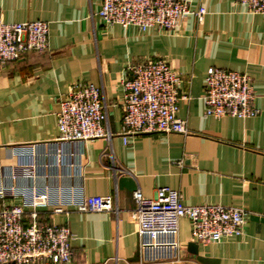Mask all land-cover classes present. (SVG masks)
I'll return each mask as SVG.
<instances>
[{
    "label": "crops",
    "instance_id": "crops-1",
    "mask_svg": "<svg viewBox=\"0 0 264 264\" xmlns=\"http://www.w3.org/2000/svg\"><path fill=\"white\" fill-rule=\"evenodd\" d=\"M203 6L201 22L189 17L175 31L106 27L97 16L101 0H0L5 23L41 21L49 48L29 52L0 69V159L7 148L54 140L57 113L72 83L93 84L106 106V138L84 145L80 185L84 196H111L113 211L41 216L74 235L71 264H141L133 193L153 198L159 188L180 193L186 206L217 204L249 214L240 238L195 243L179 222L182 245L175 263L264 264V14H251L236 0H189ZM165 60L180 75L177 116L188 135L143 134L125 143L121 130L123 82L129 69ZM209 67L246 74L255 93L254 118L204 117L203 82Z\"/></svg>",
    "mask_w": 264,
    "mask_h": 264
},
{
    "label": "built area",
    "instance_id": "built-area-1",
    "mask_svg": "<svg viewBox=\"0 0 264 264\" xmlns=\"http://www.w3.org/2000/svg\"><path fill=\"white\" fill-rule=\"evenodd\" d=\"M251 14H264V0H236ZM206 9H193L189 0H101L97 16L106 27L175 31L189 17L201 22ZM49 48L45 22L5 23L0 19V69L24 59L29 52ZM123 82L120 133L125 143L143 134L188 135L177 116L180 75L163 59L137 64ZM204 117L254 118L255 93L243 73L209 67L203 82ZM106 106L93 84L72 83L57 113L58 137L51 141L6 149L0 159V264H71L74 235L62 225L42 220L69 209L79 213L113 211L111 196L86 197L80 185L60 182L80 179L84 145L106 138ZM132 218L137 223V254L141 264L175 263L182 245L179 222L190 226V242L210 243L240 238L248 212L217 204L186 206L178 191L164 187L153 198L133 193Z\"/></svg>",
    "mask_w": 264,
    "mask_h": 264
},
{
    "label": "water",
    "instance_id": "water-1",
    "mask_svg": "<svg viewBox=\"0 0 264 264\" xmlns=\"http://www.w3.org/2000/svg\"><path fill=\"white\" fill-rule=\"evenodd\" d=\"M186 249L189 253L196 254L197 253V245L195 243L189 242L186 245Z\"/></svg>",
    "mask_w": 264,
    "mask_h": 264
}]
</instances>
